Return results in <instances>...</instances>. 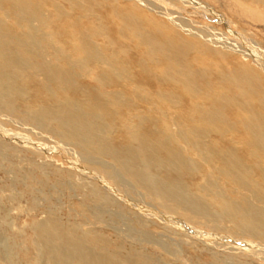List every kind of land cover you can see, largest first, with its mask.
Here are the masks:
<instances>
[{"label":"rangeland","instance_id":"1","mask_svg":"<svg viewBox=\"0 0 264 264\" xmlns=\"http://www.w3.org/2000/svg\"><path fill=\"white\" fill-rule=\"evenodd\" d=\"M9 59L27 65L8 71ZM3 73L0 264H56L39 228L52 219L91 231L96 253L119 239L125 263L264 264L252 220L264 212V130L250 123L264 118V0H0ZM72 104L102 109L100 140L59 128ZM154 123L194 172L136 145ZM221 159L241 162L244 179ZM140 173L159 190L179 182L205 212L154 196Z\"/></svg>","mask_w":264,"mask_h":264},{"label":"bare ground","instance_id":"2","mask_svg":"<svg viewBox=\"0 0 264 264\" xmlns=\"http://www.w3.org/2000/svg\"><path fill=\"white\" fill-rule=\"evenodd\" d=\"M166 17L169 18V16H166ZM169 21L172 25H174V23H176V21L171 20V19ZM177 25H179V23ZM9 60L10 61L6 65L8 71L15 69L19 66H24V65L26 66L27 65L26 62L20 61L19 63H17L16 60H14V59H9ZM15 73H13V74H15ZM4 77H5V73L0 74V79H3ZM4 91L10 92V93H12V92L16 93L17 90L15 88H12V87H6V89ZM224 104L225 103H223L222 107H224ZM71 107H72V109L75 107V109H78L80 111H76L75 113L67 111L66 114L61 113L60 116L63 117L66 121L64 123H62L60 125L61 127H59V128L64 129L66 132L69 130L68 131V137H78L79 136L80 139L85 140L89 145L91 143H93V140L94 141H96L97 139L100 140V133L103 134L102 133V131H103L102 119L106 118L105 115H102V112H103L102 109L98 105H93L91 107L90 111H89V109H87V110L84 109V106L82 104H78L75 106H74V104H72ZM126 107H128V105ZM262 108L264 109V102L262 103ZM120 109H122V108H120ZM254 120L255 119L252 118L250 120V123L254 124V126L259 127L256 129H259V130L263 129L264 130V118L263 119H257L255 121L256 124H255ZM153 125L155 126V128L152 129L154 131L148 134V136H149L148 138L142 137L140 134H136V136H135V142L137 143L136 145H138V147H143V148L149 149L151 152H155L156 146H157L158 150H164V151L168 152L167 158L164 160L165 166H168L170 162H174L175 160H178L179 164L182 163V165L184 167H186L190 171L194 172L195 171L194 167L196 164L193 161H191L189 159H186L185 161H183L182 159L179 158V153L181 150L178 147H176L177 152H175L173 149H170L167 146L168 141H170V137L174 138L173 136H175V134H168V133L160 132L158 130L157 126L155 125V123ZM74 130L76 131L78 136H76L74 134ZM139 130L140 129H138V131ZM209 131L213 132L210 129V127H202V128L194 129L193 133L195 135H200L204 132H209ZM151 139L155 140V144L153 142H149ZM194 147L196 148V144H194ZM131 153H132V151L130 152V154ZM183 156H184V154H182V157ZM220 161L222 162L224 173L226 175L236 173L237 175L236 174L235 175L237 176V178L242 179V180L244 179V173L241 170L243 165L241 162H238L235 159H221ZM204 162L208 166L211 161H204ZM119 165H120V167H123V164L121 162H119ZM109 172L113 176V174H112L113 172H111V171H109ZM114 172H115V170H114ZM126 172L132 176L135 175V173L129 169L128 170L126 169ZM231 172H234V173H231ZM114 176L116 177L115 174H114ZM137 181L139 183H143L144 181H146L149 185V189L153 192L154 196L157 195L160 197V199L163 198L165 200H173L174 205L176 203L178 205L182 204L183 206H185V208H186L185 210H187L188 212H190L192 214L198 213V212L200 213L202 210V207L199 205V202L197 200L191 199L190 196L187 195V193H185L183 190H181L182 186L180 187V185L178 184L179 182H175V186L169 185L166 189L159 190L155 181L151 177L146 176L143 173H140L138 175ZM109 184H110V182L108 183V185ZM241 186L244 189L248 188V185L244 181L241 183ZM251 189L252 190H258L255 186H251ZM113 190H116V189H113ZM98 192H99V190H98ZM98 192H96V193H98ZM256 194L257 193H255L253 195H256ZM101 197L105 200H109L108 197H106V195L104 196L102 194ZM258 201L260 203H264V198L259 199ZM160 202H162V200ZM164 203H167V202L164 201ZM168 203H170V202L168 201ZM183 206H181V207H183ZM162 207H163V205H162ZM173 207L174 206H172L171 208H173ZM249 208H250V206H249ZM175 209H176V207H175ZM202 211L205 212L204 209ZM258 212L254 213V218L252 220H253V222H256V223H254L256 225V228L258 230H260L261 233L263 234L264 233V224L260 221L263 220L262 216H264V212L261 213L262 216H260V217H259ZM256 213H258V214H256ZM245 215L247 216L246 212L244 213V216ZM256 215H258V216H256ZM238 216H240L239 218H243L242 214L238 215ZM171 218L172 217L167 218L166 215L163 216L164 221L167 219V222L168 221L173 222L174 224L178 225L179 229H181L183 231L187 230L184 226V224H186V222L183 224V223H181L182 221L180 222L178 219H171ZM187 219H188V217H187ZM50 222L51 223H49V224L47 223V225L42 224V226L39 227L42 232H46L47 235L50 236V237L49 236H47V237L49 238L50 241H52L54 243V246H52V247L50 246V247L46 248V254H45L46 255V261H49L51 263H53V261H57L56 264H76V263L79 264V262L81 264H152L147 259H144V258L137 259L135 261L133 260V262H130V263H125V256L129 257L130 254L128 255V252L127 253L123 252L122 245H121L122 242L120 243L119 239H118V241H116L115 245H111L112 247H110L109 246L110 244L108 245L107 242L106 243L103 242V245L107 249L106 250L104 247H102L105 249V251L103 253H96V251L91 250L90 248H89L90 250H87L88 244L94 243V244H92L94 247H95V245H97V246L100 245V242H99L100 239L98 240L97 238H95L96 236H94L91 233V231L85 233L84 237L81 238V235L78 237L77 236L78 234L77 235L74 234V231L71 230L72 228L68 229L66 226L63 225V223L60 224L55 219H52ZM190 232H191V230H190ZM130 257H132V256H130ZM44 258H45V256H44Z\"/></svg>","mask_w":264,"mask_h":264}]
</instances>
